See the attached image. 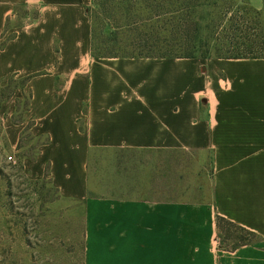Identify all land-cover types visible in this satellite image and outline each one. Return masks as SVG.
<instances>
[{"label": "crops", "instance_id": "0c3cea01", "mask_svg": "<svg viewBox=\"0 0 264 264\" xmlns=\"http://www.w3.org/2000/svg\"><path fill=\"white\" fill-rule=\"evenodd\" d=\"M91 2L0 0V81L23 78L15 98L28 100L10 150L25 128L44 138L23 165L84 202L102 264H264V57L100 54ZM22 6L35 16L9 25ZM94 150L150 154L118 168L121 185L126 171L151 196H124L107 178L91 195ZM218 217L259 241L219 248Z\"/></svg>", "mask_w": 264, "mask_h": 264}, {"label": "rangeland", "instance_id": "374dc122", "mask_svg": "<svg viewBox=\"0 0 264 264\" xmlns=\"http://www.w3.org/2000/svg\"><path fill=\"white\" fill-rule=\"evenodd\" d=\"M87 13L100 54L264 57V0H92ZM35 14L34 8L18 7L8 24L29 22ZM23 85V78L13 76L0 81V264H102L90 258L87 248L84 202L62 198L48 171L35 177L23 165L25 157H35L44 138L25 128L18 148H9L13 125L25 120L27 96L15 98ZM130 156L133 166L136 159L151 161L146 153L94 150L91 195L104 196L107 178L108 189L124 196L150 197L145 192L151 186H131L134 182L128 184L126 171L120 184L118 162L121 157L131 160ZM189 159L183 158L182 165ZM217 234L224 250L238 242L227 239L225 231Z\"/></svg>", "mask_w": 264, "mask_h": 264}, {"label": "trees", "instance_id": "16d2710c", "mask_svg": "<svg viewBox=\"0 0 264 264\" xmlns=\"http://www.w3.org/2000/svg\"><path fill=\"white\" fill-rule=\"evenodd\" d=\"M230 58H261V57L238 56V57H230ZM223 224H225L226 229H224ZM226 224L229 226H234V228H236L237 231L241 234H238V233L236 234V233L232 232L230 227L229 226L227 227ZM224 231H225V235H226L227 239H232V240L234 239V240L238 241L231 248L225 249L227 251L235 250L238 247L243 246V245L255 243V242L259 241V239H260L259 236L256 233H254L253 231H250L244 227L236 225V224L226 220L225 218L218 217L217 218V232L223 233Z\"/></svg>", "mask_w": 264, "mask_h": 264}, {"label": "built area", "instance_id": "2783aa9c", "mask_svg": "<svg viewBox=\"0 0 264 264\" xmlns=\"http://www.w3.org/2000/svg\"><path fill=\"white\" fill-rule=\"evenodd\" d=\"M7 158H8V160H12V157L11 156H8Z\"/></svg>", "mask_w": 264, "mask_h": 264}]
</instances>
